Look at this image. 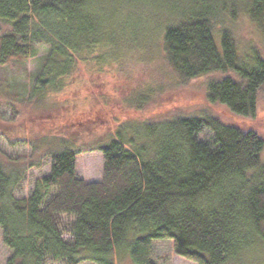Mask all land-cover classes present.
Wrapping results in <instances>:
<instances>
[{
    "label": "trees",
    "instance_id": "1",
    "mask_svg": "<svg viewBox=\"0 0 264 264\" xmlns=\"http://www.w3.org/2000/svg\"><path fill=\"white\" fill-rule=\"evenodd\" d=\"M157 6L171 15L161 33L169 66L185 84L224 74L209 82L208 103L232 120L214 111L157 117L137 135L131 122L121 123L110 143L97 147L104 158L99 182L78 176L84 150L68 137L0 130L11 146L32 148L13 163L0 158V229L13 252L7 264H118L124 256L156 264L154 242L164 240L196 264H243L245 253L264 246V137L248 126L260 111L264 55L241 50L224 20L243 9L264 35V0H0V91L43 104L81 64L111 61L116 45L131 50ZM42 48L29 83L17 82ZM147 98L131 102L138 107ZM47 159L50 173L28 198H17L27 172Z\"/></svg>",
    "mask_w": 264,
    "mask_h": 264
},
{
    "label": "rangeland",
    "instance_id": "2",
    "mask_svg": "<svg viewBox=\"0 0 264 264\" xmlns=\"http://www.w3.org/2000/svg\"><path fill=\"white\" fill-rule=\"evenodd\" d=\"M157 7L149 8L150 12L145 20L143 18L147 32L130 41L133 46L131 50L125 51L122 45H116L115 52L119 54L111 61L104 64H81L65 80L62 92L51 95L43 104L38 105L37 100L30 103L16 102L0 91V130L10 126L13 132L24 136L26 134L36 140L52 134L68 137L69 141H75L84 150L78 156V176L87 182H99L103 177L104 158L97 147L109 144L121 123L131 122L136 126L134 132L137 135L142 132L141 123L157 117L171 119L173 115H191L205 118L209 111H214L223 120H232L222 108H212L208 103L209 82L223 78L224 74L210 73L185 84L169 66L163 51L161 33L171 15L165 7ZM237 13L235 16L226 15L224 20L236 36L240 49L246 51L258 48L264 55V35L258 24L253 23L243 9ZM5 30L6 27L1 25L0 33ZM45 55L46 49L42 48L38 57L27 63L24 76L18 75L17 82L28 84L27 73H34ZM13 66L6 72L11 81L16 70V65ZM142 96L148 97L146 104L137 107L131 102ZM259 107L257 117L248 120V126H254L264 137V87L260 93ZM14 115L17 120L12 122ZM133 135L131 132L130 136ZM210 137L211 132L208 131L207 137L202 136L201 139L207 141ZM31 154L30 146L13 147L4 137H0V158L5 163H13L10 159L29 157ZM50 170L49 159L43 162L41 168H31L16 197L28 198L34 190L35 182L48 175ZM66 238L69 236L66 235ZM12 253L3 243L0 229V264H7ZM153 258L156 264H196L178 256L173 242L169 240L154 242ZM242 263L264 264V246L245 253ZM118 264L135 263L129 256H124L118 259Z\"/></svg>",
    "mask_w": 264,
    "mask_h": 264
}]
</instances>
